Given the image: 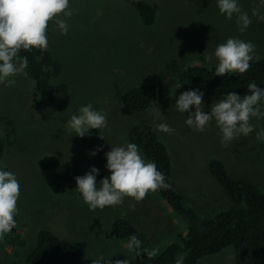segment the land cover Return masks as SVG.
Wrapping results in <instances>:
<instances>
[{"label":"rangeland","instance_id":"1","mask_svg":"<svg viewBox=\"0 0 264 264\" xmlns=\"http://www.w3.org/2000/svg\"><path fill=\"white\" fill-rule=\"evenodd\" d=\"M151 2L158 9L151 27L143 25L137 11L125 0H70L74 12L67 18V35H61L49 22L48 47L63 66L55 81L66 84L71 96L66 110L59 111L57 105L45 111L36 110L32 101L34 82L25 71L14 77V86L0 84V117H10L17 123V140L9 147L4 165L20 183L17 229L26 241L25 248L20 250L21 264H29L25 260L42 230L80 247L89 263L103 253L114 256L113 264L126 258L130 264H137L135 251H130L113 234L115 219L130 221L144 234L149 247L164 248L177 235L186 233L185 226L154 192H148L140 201L125 197L119 205L93 211L74 191L76 184L67 185L63 194L52 193L48 187L50 175L40 167L42 158L50 154L80 169L90 170L94 166L106 170L104 154L113 145L127 143V133L133 125L154 126L158 122L153 120L150 108L142 113L127 111L122 96L136 86L163 80L164 68L172 60L186 65L204 61L213 68L215 60L210 64L202 54L213 52L230 37L251 41L256 54L264 59V20L251 15L254 8L264 15L259 0H239L242 11L248 12L252 20L244 32L239 31L235 17L227 19L219 13L216 0ZM188 90L191 89L176 91L155 103L164 115V122L175 130L172 134L158 133L171 154L172 182L187 204L206 215L231 208L209 172L208 163L213 158L223 160L233 177L250 179L264 192V143L255 138L256 130L264 128V119L253 118L251 123L255 127L251 134L223 146L215 121L203 133L196 132L184 123L188 113L183 115L174 108L176 98ZM202 92L203 111L207 113L211 103L220 97ZM88 103L107 113L108 127L101 130L104 139L97 129L83 138L71 136L64 129L66 119ZM97 148L102 150L90 156ZM11 256L12 249L0 246V262H18ZM234 261V251L228 248L199 264H234Z\"/></svg>","mask_w":264,"mask_h":264},{"label":"trees","instance_id":"2","mask_svg":"<svg viewBox=\"0 0 264 264\" xmlns=\"http://www.w3.org/2000/svg\"><path fill=\"white\" fill-rule=\"evenodd\" d=\"M125 1L137 11L144 26L155 24L158 9L151 0ZM48 32L49 23L46 34ZM18 55L28 58V67L24 71L34 82L32 101L36 110L45 111L54 105L59 111L66 110L71 102L70 91L66 84L55 81L63 66L54 58L50 48L46 51L22 49ZM250 65L245 73L224 74L221 77L216 76L214 69L205 65L204 61L186 65L172 60L164 68L163 80L131 88L124 93L121 102L127 111L142 113L150 108L153 101L160 102L183 89H198L211 97H221L227 92L243 96L247 93L249 82L264 88V59L250 62ZM127 139L137 144L146 161L155 162L157 169L165 175L171 187L167 190L158 189L154 193L186 229L185 234L177 235L164 248L149 247L144 234L130 221L115 219L112 231L117 240L127 245L130 235L135 234L142 242L139 250L135 251L137 264H175L177 258H182L183 264H199L203 259L218 255L228 248L234 251V264H264V192L256 183L247 178L233 177L223 160L213 158L208 163L209 172L232 206L225 211L201 215L187 204L174 186L171 154L155 127L149 123H136L128 131ZM16 140V121L7 116L0 117V165H4L8 149ZM40 167L49 173L48 187L57 195L63 194L67 185L76 184V176L89 171L50 154L42 158ZM108 174L107 170H99L96 182L99 183ZM15 221V227L0 239V246L12 249L11 257L18 259L15 264H21L23 257L20 250L25 248L26 241L18 232L17 216ZM25 261L29 264H91L80 247L48 230L38 233L36 246Z\"/></svg>","mask_w":264,"mask_h":264},{"label":"clouds","instance_id":"3","mask_svg":"<svg viewBox=\"0 0 264 264\" xmlns=\"http://www.w3.org/2000/svg\"><path fill=\"white\" fill-rule=\"evenodd\" d=\"M264 6V0H259ZM219 13L227 19L235 17V23L240 32L247 30L252 20L248 12L242 11L239 0H216ZM74 9L70 0H0V84L14 86V77L28 67V58L20 57V50L48 49L46 30L49 21L55 25L61 35H67ZM252 16L264 20L258 8H254ZM256 46L251 41L230 37L218 44L214 51L202 54L204 60L212 64L214 74L223 77L225 73H245L250 68V62H259L261 57L256 54ZM247 93L243 96L235 92L222 94L219 100H214L210 111H203L202 99L204 93L198 89L182 92L175 100L174 108L181 114L188 113L184 119L185 125L196 132L203 133L210 122L215 121L220 133V143L223 146L231 144L241 136H248L254 131L251 120L264 119V88L255 82L247 84ZM194 108V111L191 110ZM150 114L157 131L172 134L175 130L164 122V115L155 102L150 106ZM67 133L80 138L91 134V130H99V136L104 139L101 130L108 127L107 113L96 110L91 103L82 105L63 123ZM255 138L264 143V128L256 130ZM101 148L89 153L95 156ZM105 168L108 175L96 182L99 169L91 167L80 176H76L77 192L89 210L104 209L123 202L125 197L136 201L142 200L150 191L167 190L171 187L166 182L165 175L157 169L155 162L146 161L141 155L138 145L127 142L123 145H113L104 154ZM20 195V183L6 166L0 165V239L8 234L16 225L15 216L18 213L17 202ZM142 242L133 234L127 242L130 251H138ZM114 256L101 253L91 259V264H113ZM114 264H130L128 258L115 260ZM175 264H183L182 258H177Z\"/></svg>","mask_w":264,"mask_h":264},{"label":"crops","instance_id":"4","mask_svg":"<svg viewBox=\"0 0 264 264\" xmlns=\"http://www.w3.org/2000/svg\"><path fill=\"white\" fill-rule=\"evenodd\" d=\"M226 195V194H225ZM227 197V196H226ZM228 198V197H227ZM229 200V199H228ZM189 205V204H188ZM190 207H192L191 205H190ZM192 208H194V207H192ZM195 209V208H194ZM196 210V209H195ZM197 211V210H196ZM198 212V211H197ZM199 213V212H198ZM216 213V212H215ZM199 214H201V213H199ZM214 214V213H213ZM201 215H206V214H201Z\"/></svg>","mask_w":264,"mask_h":264}]
</instances>
